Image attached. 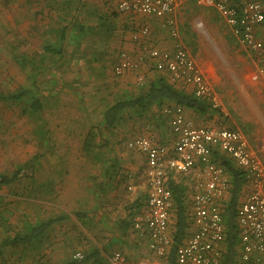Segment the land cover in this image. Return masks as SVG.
Returning <instances> with one entry per match:
<instances>
[{
  "label": "crops",
  "instance_id": "crops-1",
  "mask_svg": "<svg viewBox=\"0 0 264 264\" xmlns=\"http://www.w3.org/2000/svg\"><path fill=\"white\" fill-rule=\"evenodd\" d=\"M225 1L235 3L236 0ZM257 1L264 10V0ZM14 14L19 20L20 73L31 80L17 92L0 91V264H58L71 259L76 251L87 258L79 261L80 264H107L115 252L124 256L123 264H176L174 233L179 206H183L185 218L184 233L178 245H184L194 232L193 171L167 173L172 194L168 222L171 243L164 256H157L149 250L148 238L138 237L132 228L133 216L146 209L147 187L144 156L125 146V141L134 136L151 137L156 144L170 146L174 135L170 122H161L165 115L155 117L147 112L144 119L122 123L115 136L99 130L95 140L98 146L102 144L100 147L85 150L81 146L89 131L97 133L103 109L119 96L135 92L138 73L145 81L155 76L145 53L146 62L138 71L127 70L115 75L112 67L120 52L135 57L143 54L144 44L172 52L174 38L162 25L163 18L120 13L116 0H0L1 36L5 34L1 30L7 23L14 28ZM173 16L178 39L192 54L228 110L227 117H222L203 98L200 99L202 108L181 106L184 117L196 127L241 130L264 165V78L258 73L254 54L239 45L211 6L197 5L194 0H176ZM196 18L203 21L210 38L220 43L234 41L240 52L232 57L243 61L237 64L236 71L221 68L218 58L195 28ZM144 26L148 28L147 35L137 42L132 41V33ZM256 30L257 36L264 38V21ZM226 56H231L228 51ZM237 71L242 79L234 77ZM60 77L65 81H60ZM60 84H63V91L70 94L67 103L60 100ZM174 84L184 94L193 95L191 85ZM24 90H29V95L10 99ZM86 95H89V102ZM60 109H68L71 114L66 130L78 141L75 149L60 150L58 147ZM75 109L81 111L77 114L79 119L73 114ZM105 142H109V146ZM60 152L84 158L79 180H69L70 188L61 192L57 160ZM211 158L222 167L229 181L228 189L215 201L224 225L219 264H240L242 246L236 210L237 243L231 252L225 241L224 220L231 196V177L220 163L221 158L231 160L244 172L245 179L237 191L236 209L249 194L250 178L223 151L213 149ZM198 165L195 160L194 167ZM64 190L65 200L60 194ZM42 224L46 226L32 240H14L16 236H24L26 227ZM227 253H234L229 263L223 262Z\"/></svg>",
  "mask_w": 264,
  "mask_h": 264
},
{
  "label": "built area",
  "instance_id": "built-area-1",
  "mask_svg": "<svg viewBox=\"0 0 264 264\" xmlns=\"http://www.w3.org/2000/svg\"><path fill=\"white\" fill-rule=\"evenodd\" d=\"M195 4L211 6L222 17L239 45L251 51L258 64V73L264 78V38L257 36V26L264 21V10L257 0H194ZM120 13L134 12L163 18L162 25L174 38L171 53L141 47L143 54L135 57L120 52L112 71L120 75L127 70L138 71L146 62L144 53L152 67L167 72L170 81L192 86L197 99H207L211 108L225 114L223 103L205 79L201 68L192 54L178 39L173 13L176 0H116ZM195 28L204 31L202 20L196 18ZM148 33L141 27L132 33L134 42ZM143 81L142 74L136 75V84ZM170 115V126L174 135L170 146L156 144L151 137L134 136L125 141L129 149L138 150L144 156L146 182V209L132 218V228L138 237H147L149 250L157 256H164L171 243L168 222L171 208V190L167 184V173L193 171L192 223L193 234L184 245L175 250L176 264H219L224 239L222 216L215 201L228 189L229 181L222 167L213 162V149H219L231 156L236 164L246 171L250 178V191L236 209L242 250L240 264H264V165L249 145L247 136L239 129L194 126L186 120L181 106L164 108ZM197 160L199 165L194 167ZM195 168V169H193ZM131 189V187H128ZM253 254L255 255L253 257ZM81 251L73 259H84ZM124 256L113 253L107 264H123Z\"/></svg>",
  "mask_w": 264,
  "mask_h": 264
},
{
  "label": "trees",
  "instance_id": "trees-1",
  "mask_svg": "<svg viewBox=\"0 0 264 264\" xmlns=\"http://www.w3.org/2000/svg\"><path fill=\"white\" fill-rule=\"evenodd\" d=\"M62 48L59 46V53L62 55ZM151 64L150 69L153 71L154 77H149L146 81L143 80L141 84H138V88L132 93L123 94L119 96L116 100L111 103L108 107L104 108L102 111L101 125L96 128L97 133H94L92 130L89 131L85 138L81 142L82 148L85 150H91L100 147V144L96 143V136L98 135V131L101 130L106 134L115 136L118 128L122 126V123H126L128 121H134L135 118L144 119L147 112H152V115H159L161 118V122H170V115L163 112L164 108H173L174 106H182V107H194V108H202L201 100L194 97V95H187L180 89H178L175 84L170 81L168 74L164 70H157L152 67V62L149 60L148 62ZM145 81V82H144ZM29 92V90H27ZM18 92L10 96V99H20L21 97L27 94L28 92ZM89 96V95H88ZM35 101L34 98H32ZM82 100V99H81ZM155 106V110H152V107ZM165 106V107H164ZM81 113L80 110L75 109L73 114L77 119H79ZM164 113V114H163ZM153 117V116H151ZM166 124V123H165ZM131 135V133H130ZM106 146H109V142H105ZM92 159V158H91ZM220 163L223 164L224 168L228 171L231 177V187L230 192L231 196L228 200L226 206V216L224 220L225 228H226V244L228 246V251L234 249V245L237 243V232H236V224H235V210H236V199H237V191L240 187V184L243 182L244 172L236 167L231 160L226 158H221ZM184 212L183 206H179L176 212V232L174 233V247L175 250L179 246L180 240L183 236V228H184ZM46 225L42 224L41 226H28L27 230L21 238L16 236L15 241H30L34 237L38 236L41 231L44 229ZM25 228V229H26ZM227 253L226 258L223 259V262L229 263L230 258ZM86 257H84L81 261H86ZM172 261V258H171ZM53 264V263H46ZM58 264H80L79 261L73 259H68L63 263ZM101 264V263H96Z\"/></svg>",
  "mask_w": 264,
  "mask_h": 264
},
{
  "label": "rangeland",
  "instance_id": "rangeland-1",
  "mask_svg": "<svg viewBox=\"0 0 264 264\" xmlns=\"http://www.w3.org/2000/svg\"><path fill=\"white\" fill-rule=\"evenodd\" d=\"M16 17L12 19V22H14V28L10 27L7 23V27H5L2 34L0 35V91L3 93H14L19 90H22L24 88V84L26 81L29 84V81L31 80L29 77L25 78L22 73H20V66L19 63H21L18 60L19 55V49H18V43H19V20L18 15L14 14ZM203 22V21H202ZM204 24V23H203ZM10 27V28H8ZM199 34L204 38V40L207 42V46L209 49L216 55L218 58V63L220 64L221 68H226L228 72L236 71L239 66L237 64H242V60H238L239 58L233 59V54H239V50L237 49L236 44L234 41L229 40L230 42H224L220 43L219 40L210 38V35L208 33V30H206L204 25V31L197 30ZM224 44V45H223ZM228 51L229 57L226 56V52ZM242 67V66H241ZM222 72V70L220 69ZM240 71V70H239ZM239 71L233 73L234 77H237L239 79H242V75L239 73ZM65 78L60 77V81H65ZM68 79V78H66ZM71 79V78H70ZM85 79V78H84ZM63 84H60V100L62 102H66L71 99L69 93H65L63 91ZM33 91V90H31ZM84 97V96H83ZM82 97V98H83ZM86 101L89 97L88 95L85 96ZM224 106V104H223ZM69 109V108H68ZM68 109L61 110L60 109V116H59V139H58V147L60 150L62 149H75L78 146V141L75 137V135H69L67 133V118L70 114ZM225 114H222V117H227L228 110L224 106ZM70 110V109H69ZM71 112V110H70ZM71 115V114H70ZM77 128V126H76ZM69 137V138H68ZM63 154V155H61ZM65 152H60L58 160L59 164V177H60V192L63 189H66L67 187L70 188L69 183H67L69 180L76 181L82 172L83 162L84 158L82 156H67L65 155ZM87 159V158H86ZM1 162V159H0ZM63 195V200L67 197L66 190L63 191V193H60ZM74 254V253H73ZM73 258V255H72Z\"/></svg>",
  "mask_w": 264,
  "mask_h": 264
}]
</instances>
